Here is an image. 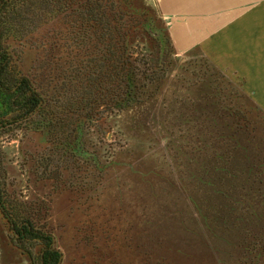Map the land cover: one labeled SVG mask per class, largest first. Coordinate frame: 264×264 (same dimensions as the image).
I'll return each mask as SVG.
<instances>
[{
  "label": "rangeland",
  "instance_id": "obj_1",
  "mask_svg": "<svg viewBox=\"0 0 264 264\" xmlns=\"http://www.w3.org/2000/svg\"><path fill=\"white\" fill-rule=\"evenodd\" d=\"M135 1L151 9L171 39L175 14L165 15L159 0ZM174 53L163 90L117 117L120 146L94 191H56L29 172L25 154L44 145L37 133L0 137L5 190L19 201L48 204L61 264H242L243 240L264 230V96L233 100L251 123L234 136L228 118L199 115L203 93L183 71L200 78L208 72L221 86L218 74L197 49ZM220 60L233 91L261 93L249 91L245 75ZM29 61L25 55L24 70ZM0 254L7 264H30L1 215Z\"/></svg>",
  "mask_w": 264,
  "mask_h": 264
},
{
  "label": "trees",
  "instance_id": "obj_2",
  "mask_svg": "<svg viewBox=\"0 0 264 264\" xmlns=\"http://www.w3.org/2000/svg\"><path fill=\"white\" fill-rule=\"evenodd\" d=\"M163 31L135 0H0V137L16 130L43 137L40 151L25 154L37 180L80 194L102 185L120 146L117 117L150 103L172 71L174 47ZM205 61L221 86L208 72L183 71L203 93L199 115L228 118L236 136L251 123L233 100L247 97ZM4 179L0 152V215L14 246L30 264H61L48 204L19 201ZM241 247L242 264H264V230Z\"/></svg>",
  "mask_w": 264,
  "mask_h": 264
},
{
  "label": "crops",
  "instance_id": "obj_3",
  "mask_svg": "<svg viewBox=\"0 0 264 264\" xmlns=\"http://www.w3.org/2000/svg\"><path fill=\"white\" fill-rule=\"evenodd\" d=\"M159 3L165 15L175 14L177 18L174 30L170 31L176 50L184 53L197 49L219 71L220 59H226L232 69L245 75L249 91H261H242L247 98L264 96V0ZM0 264H7L1 254Z\"/></svg>",
  "mask_w": 264,
  "mask_h": 264
}]
</instances>
